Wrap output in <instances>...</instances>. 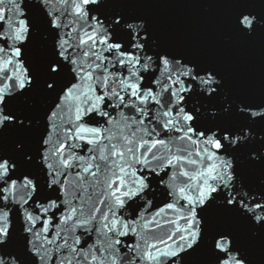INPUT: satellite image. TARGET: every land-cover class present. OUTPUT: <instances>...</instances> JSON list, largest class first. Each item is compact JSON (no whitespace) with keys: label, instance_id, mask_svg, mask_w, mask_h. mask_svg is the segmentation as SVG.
Returning <instances> with one entry per match:
<instances>
[{"label":"snow or ice","instance_id":"6c2138e0","mask_svg":"<svg viewBox=\"0 0 264 264\" xmlns=\"http://www.w3.org/2000/svg\"><path fill=\"white\" fill-rule=\"evenodd\" d=\"M134 4L0 0V264H264V80ZM232 7L264 35V0Z\"/></svg>","mask_w":264,"mask_h":264},{"label":"water","instance_id":"95a60500","mask_svg":"<svg viewBox=\"0 0 264 264\" xmlns=\"http://www.w3.org/2000/svg\"><path fill=\"white\" fill-rule=\"evenodd\" d=\"M132 11L149 20L162 42L217 62L230 84L257 91L264 80V35L246 39L230 28L232 0H135ZM12 140L9 138L8 146ZM243 239L248 238L241 228ZM257 261L264 260L258 247Z\"/></svg>","mask_w":264,"mask_h":264}]
</instances>
